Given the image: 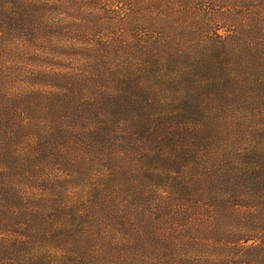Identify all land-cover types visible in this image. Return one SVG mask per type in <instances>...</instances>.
<instances>
[{"label": "trees", "instance_id": "obj_1", "mask_svg": "<svg viewBox=\"0 0 264 264\" xmlns=\"http://www.w3.org/2000/svg\"><path fill=\"white\" fill-rule=\"evenodd\" d=\"M86 1L69 0L68 5L62 6L64 11L68 9L80 16L88 6ZM190 1L156 0L157 6L162 8L159 13L163 22L174 21L177 17L181 32L171 36L166 35L161 26L156 31L149 26L144 28L145 35L137 38L140 43L146 39L140 62L110 69L108 90L99 92L95 98L64 107V122L67 123L53 122L46 131L40 132L21 158L13 146L20 140L19 131L23 129L11 127L6 107L8 92L0 68V190L7 186L10 171L19 165L28 170L36 164L50 162L58 148L67 143L66 138L80 128L85 131H82L85 141L96 142L102 152L127 150L153 155H146L143 160L146 165L155 163L161 172L164 171L151 175H154L152 178L163 205H174L168 224L175 247L194 248V244H187L195 233L192 220L199 210L206 208L207 214L214 215L211 218L215 219L212 231L208 227L207 233L214 236L208 238V242L212 244L216 262L220 260L218 253L230 252L228 256H221L219 264H264V127L260 126H264V0ZM215 1L222 2L220 11L215 10ZM42 2L31 0V10L37 12ZM130 4L136 14L142 11L138 8H144L139 3L137 6ZM22 5V0H0V56L2 52H21L20 39H31L32 20L25 16ZM201 12L217 13L222 21L213 26V21L204 19ZM11 41L17 47L9 51L6 44ZM97 51L93 50V57L99 56ZM100 56L95 59L98 68L94 65L87 76L91 80L109 63L108 57ZM248 80L253 83H247ZM61 101L68 99L65 96ZM236 107L252 110L253 114L242 115L237 129L230 130L217 111L225 112L227 108L233 111ZM252 124L257 126L247 132ZM248 135L252 139L246 142ZM222 140H225V147L220 148L223 152L216 156L218 160L214 163L210 161L214 158L211 152ZM188 163H193L200 171L201 179L197 184L182 174L184 164ZM12 197L7 200L12 202ZM13 199L20 201L17 197ZM199 199L206 201V205L198 206ZM93 205L92 202L86 205L80 224L91 217V210L96 211ZM175 206L181 212L176 211ZM221 208L250 212L246 216L233 217L237 224L234 231L225 232L222 225L228 217H219L220 211L212 212ZM53 210L55 218L66 214L65 208L59 205ZM5 223L6 219L0 218V264H68L78 257L72 249L60 252L59 259L44 250L29 256L26 250L34 242L35 234L18 235ZM80 224L73 218L46 238L63 246ZM220 239L224 242L217 241ZM240 242L247 243L243 252V248L237 246ZM232 250H237L232 252L236 255L231 254ZM107 255L109 253L104 254V258ZM206 258L207 254L201 259L193 257L189 264H206L201 261Z\"/></svg>", "mask_w": 264, "mask_h": 264}, {"label": "rangeland", "instance_id": "obj_2", "mask_svg": "<svg viewBox=\"0 0 264 264\" xmlns=\"http://www.w3.org/2000/svg\"><path fill=\"white\" fill-rule=\"evenodd\" d=\"M30 1L22 0V7L25 16L32 20L31 39H20L21 52H2L0 56V68L3 69L8 92L6 107L10 112V124L12 128L23 129L19 131L22 134L20 140L13 146L20 158L36 142L40 132L46 131L53 122L67 123L64 122V107L95 98L99 92L107 91L112 76L110 69L140 62L146 39L140 43L137 38L145 35L144 28L149 26V29L154 28L156 31L161 26L166 35L171 36L181 32L177 17H174V21L163 22L159 13L162 8L157 6L156 0H87L88 6L80 16L68 9L64 11L62 4L68 5L69 0H43L37 12L31 10ZM130 3L136 6L139 3L144 8L152 9L138 8L142 11L136 14ZM214 3L215 10L220 11L222 2ZM170 6L175 8V4ZM201 14L204 19L212 20L213 26L222 21L216 16L217 13ZM226 24L230 26L229 22ZM115 27L120 28L116 30ZM6 45L11 51L15 50L17 44L11 41ZM93 50H98L96 54L99 56L108 57L109 63L102 66L96 72L98 75L91 80L87 76H90V71L97 63L95 59L99 57L92 56ZM95 68H98L97 65ZM65 96L69 102L61 101ZM217 112L224 126L230 130L237 129L242 115L253 114L252 110L237 107L233 111L227 108L225 112ZM250 126L252 128H248L247 132L253 131L257 124ZM82 131L76 128L74 135L66 138L67 143L58 148L50 162L36 164L28 170L22 165L14 168L6 179L7 186L0 190V218L6 219L7 228L18 235L35 234L32 238L34 242L26 250L27 255L44 250L59 259L60 252L72 249L78 257L74 255L76 259L68 264H189L191 258L201 259L206 254L208 258L201 260L203 263L219 264L221 256L230 255V252L222 255L218 253L220 260L216 262L212 244L208 242V238L214 236L207 233L208 227L212 231L215 219L211 218L214 215L207 214L206 208L205 211L199 210L192 220L195 222V233L187 244H194V248L175 247L176 242L168 224L174 213V205H163L157 184L152 178L154 175H151L164 171L161 172L155 163L146 165L143 160L146 155H153L150 152L138 154L127 150L102 152L96 142L85 141ZM245 139L249 142L252 138L248 135ZM225 144V140L218 143V147L211 152L214 158L210 161L217 162L216 156L222 154L221 149ZM184 165L186 167L182 174L185 173L197 184L201 179L200 171L194 168L193 163ZM9 196H13L12 202L7 200ZM14 197L20 201L16 202ZM91 202L96 206V211L91 210V217L80 224L81 217L85 216L86 205ZM58 205L65 208L66 214L55 218L53 209ZM205 205L206 201L198 200V206ZM170 207L169 211L161 210ZM175 209L180 211L176 206ZM236 209L212 211L222 212L219 217H228L222 225L225 232L234 231L237 224L233 217L246 216L250 212ZM73 218L80 225H76L78 227L70 241L63 246L49 242L46 238L48 234ZM217 241L224 242L222 239ZM182 242L186 243V240ZM244 245L247 243L240 242L237 245L239 249L243 248L242 252L246 250ZM233 251L237 250L231 251V254L236 255ZM107 253L109 255L104 258Z\"/></svg>", "mask_w": 264, "mask_h": 264}]
</instances>
